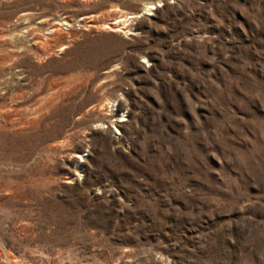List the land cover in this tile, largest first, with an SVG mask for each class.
<instances>
[{
    "label": "rangeland",
    "instance_id": "374dc122",
    "mask_svg": "<svg viewBox=\"0 0 264 264\" xmlns=\"http://www.w3.org/2000/svg\"><path fill=\"white\" fill-rule=\"evenodd\" d=\"M0 264H264V0H0Z\"/></svg>",
    "mask_w": 264,
    "mask_h": 264
},
{
    "label": "bare ground",
    "instance_id": "6f19581e",
    "mask_svg": "<svg viewBox=\"0 0 264 264\" xmlns=\"http://www.w3.org/2000/svg\"><path fill=\"white\" fill-rule=\"evenodd\" d=\"M152 8V5H149V4H145L142 9H141V14H149L150 13V9ZM131 14H129L128 16H130ZM139 15V14H138ZM120 20L123 19L124 22H126L127 20V16L126 17H121L119 16ZM116 22H118V20H116ZM124 22H121V25L124 24ZM125 27V26H124Z\"/></svg>",
    "mask_w": 264,
    "mask_h": 264
}]
</instances>
